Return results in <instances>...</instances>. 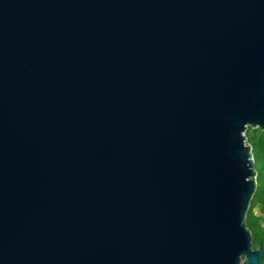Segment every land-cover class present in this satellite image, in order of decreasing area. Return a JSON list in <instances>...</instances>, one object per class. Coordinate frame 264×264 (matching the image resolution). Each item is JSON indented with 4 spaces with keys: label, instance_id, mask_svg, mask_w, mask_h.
Returning <instances> with one entry per match:
<instances>
[{
    "label": "water",
    "instance_id": "water-1",
    "mask_svg": "<svg viewBox=\"0 0 264 264\" xmlns=\"http://www.w3.org/2000/svg\"><path fill=\"white\" fill-rule=\"evenodd\" d=\"M264 0H0V264H263Z\"/></svg>",
    "mask_w": 264,
    "mask_h": 264
},
{
    "label": "trees",
    "instance_id": "trees-1",
    "mask_svg": "<svg viewBox=\"0 0 264 264\" xmlns=\"http://www.w3.org/2000/svg\"><path fill=\"white\" fill-rule=\"evenodd\" d=\"M246 141L251 147L256 189L246 214V226L252 235L253 248L264 247V132L249 128ZM264 264V259H263Z\"/></svg>",
    "mask_w": 264,
    "mask_h": 264
}]
</instances>
